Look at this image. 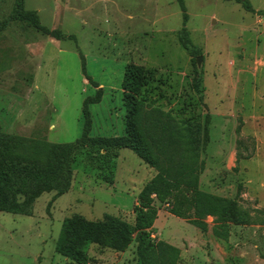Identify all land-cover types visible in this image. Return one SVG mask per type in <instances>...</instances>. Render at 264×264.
<instances>
[{
    "label": "rangeland",
    "instance_id": "rangeland-1",
    "mask_svg": "<svg viewBox=\"0 0 264 264\" xmlns=\"http://www.w3.org/2000/svg\"><path fill=\"white\" fill-rule=\"evenodd\" d=\"M16 1L0 0V142L76 144L85 103L92 126L69 193L42 195L31 216L0 212V264H138L137 242L118 252L70 234L60 245L68 220L134 225L157 175L110 141L127 137L130 66L144 69L139 98L174 121L183 144L208 131L200 190L238 203L232 221L207 217V232L157 204L153 241L178 248V264H264V0H248L254 12L184 0L185 13L178 0H24L61 41L12 21Z\"/></svg>",
    "mask_w": 264,
    "mask_h": 264
},
{
    "label": "trees",
    "instance_id": "trees-1",
    "mask_svg": "<svg viewBox=\"0 0 264 264\" xmlns=\"http://www.w3.org/2000/svg\"><path fill=\"white\" fill-rule=\"evenodd\" d=\"M236 1L248 12H254L248 0ZM178 2L185 13L184 0ZM11 20L26 21L36 30L63 40L62 34L42 26L36 12L25 9L24 0L16 1ZM143 73L144 69L136 66L127 70L124 80L127 137L110 140L114 149L132 150L157 172L139 195L135 224L111 218L77 227L76 223L68 220L62 227L60 245H68L70 234L118 252L126 251L133 242H137L138 264H178L181 253L178 248L153 241L152 229L160 211L157 204L168 206L171 215L207 232V217H216L222 222L232 221L238 216V203L200 190V179L206 170L202 153L209 142L208 131H198L190 142L183 144L188 139L177 133L174 121L139 98L145 81ZM85 105L84 133L76 144H54L25 138L0 142L1 213L31 216L36 201L42 195L56 192L57 200L69 193L73 157L90 140L92 122L88 103ZM179 157L184 160L177 161Z\"/></svg>",
    "mask_w": 264,
    "mask_h": 264
}]
</instances>
